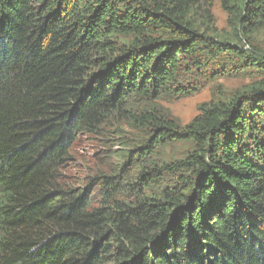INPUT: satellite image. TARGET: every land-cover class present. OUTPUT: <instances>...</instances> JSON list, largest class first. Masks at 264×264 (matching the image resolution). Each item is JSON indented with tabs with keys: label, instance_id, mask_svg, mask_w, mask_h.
<instances>
[{
	"label": "trees",
	"instance_id": "obj_1",
	"mask_svg": "<svg viewBox=\"0 0 264 264\" xmlns=\"http://www.w3.org/2000/svg\"><path fill=\"white\" fill-rule=\"evenodd\" d=\"M218 1L236 38L213 0H0V264H264V56L238 47L264 0ZM230 73L254 81L187 124L163 105ZM112 120L142 134L129 202L58 182Z\"/></svg>",
	"mask_w": 264,
	"mask_h": 264
},
{
	"label": "rangeland",
	"instance_id": "obj_2",
	"mask_svg": "<svg viewBox=\"0 0 264 264\" xmlns=\"http://www.w3.org/2000/svg\"><path fill=\"white\" fill-rule=\"evenodd\" d=\"M213 1L212 14L214 21L211 27L216 29V31L213 30V33L215 32L218 35V39L236 38L233 36V29L229 26L228 14L222 9L218 0ZM215 34L210 33L213 36ZM234 40L233 42H237L236 39ZM239 43L241 45L238 47L246 50L247 53L253 54L258 58L264 56V29L254 36L252 43L245 39H242ZM253 81V77L234 73L221 75L198 93L188 97H181L171 102H163V105L170 108L172 113L181 120L182 124H187L199 113L200 104L210 100L213 87H220L229 94ZM116 130L122 131L121 138L127 142V147L121 145L119 141L120 134L116 135ZM140 136H142L141 133L122 126V123L116 120H112L111 123L106 125L101 133L81 134L73 144L70 159L62 164V168H59L60 180L58 182L69 188L84 190L90 183L101 182L98 179L100 176L103 179L114 176L112 180L118 186L115 188L114 198L127 202L131 201L134 198L131 186L138 182L141 170L139 163L135 161L136 155H133L132 160L129 162L128 150L130 148L133 149V140L140 138ZM178 149V155L182 156L187 148L185 145H180ZM123 164L126 165L123 167ZM92 198L95 204L100 200L98 188ZM93 204L91 203V205Z\"/></svg>",
	"mask_w": 264,
	"mask_h": 264
}]
</instances>
